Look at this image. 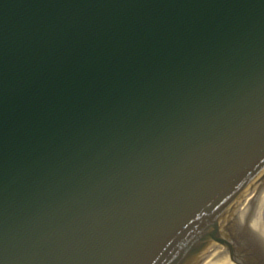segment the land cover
<instances>
[{"label":"water","instance_id":"95a60500","mask_svg":"<svg viewBox=\"0 0 264 264\" xmlns=\"http://www.w3.org/2000/svg\"><path fill=\"white\" fill-rule=\"evenodd\" d=\"M0 264H264V0H0Z\"/></svg>","mask_w":264,"mask_h":264}]
</instances>
